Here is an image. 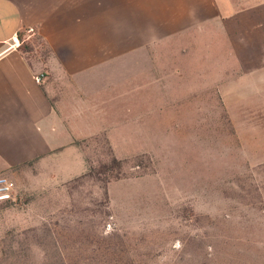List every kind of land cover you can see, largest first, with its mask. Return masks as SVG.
<instances>
[{
    "label": "rangeland",
    "instance_id": "rangeland-1",
    "mask_svg": "<svg viewBox=\"0 0 264 264\" xmlns=\"http://www.w3.org/2000/svg\"><path fill=\"white\" fill-rule=\"evenodd\" d=\"M176 2L80 0V151L0 176V264H264V93Z\"/></svg>",
    "mask_w": 264,
    "mask_h": 264
},
{
    "label": "crops",
    "instance_id": "crops-1",
    "mask_svg": "<svg viewBox=\"0 0 264 264\" xmlns=\"http://www.w3.org/2000/svg\"><path fill=\"white\" fill-rule=\"evenodd\" d=\"M175 1L180 31L211 32L216 47L230 51L255 90L264 93V0ZM29 28L51 49L48 60L21 48L19 36ZM63 90L74 100L68 102ZM78 98L80 0H0V176L27 168L38 177L42 163L57 153L79 150Z\"/></svg>",
    "mask_w": 264,
    "mask_h": 264
},
{
    "label": "built area",
    "instance_id": "built-area-1",
    "mask_svg": "<svg viewBox=\"0 0 264 264\" xmlns=\"http://www.w3.org/2000/svg\"><path fill=\"white\" fill-rule=\"evenodd\" d=\"M29 33H34L35 30L33 28L28 29ZM36 81L38 83L41 82V78L40 77H36ZM11 197V193H10V186L7 184L6 180H2L0 181V200H5V199H9Z\"/></svg>",
    "mask_w": 264,
    "mask_h": 264
},
{
    "label": "trees",
    "instance_id": "trees-1",
    "mask_svg": "<svg viewBox=\"0 0 264 264\" xmlns=\"http://www.w3.org/2000/svg\"><path fill=\"white\" fill-rule=\"evenodd\" d=\"M19 37H20V39H21V38H22V34H20ZM21 48H22V49H25V50L28 49L27 46H22Z\"/></svg>",
    "mask_w": 264,
    "mask_h": 264
}]
</instances>
